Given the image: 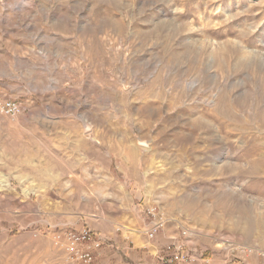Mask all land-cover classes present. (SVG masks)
<instances>
[{"label": "rangeland", "instance_id": "rangeland-1", "mask_svg": "<svg viewBox=\"0 0 264 264\" xmlns=\"http://www.w3.org/2000/svg\"><path fill=\"white\" fill-rule=\"evenodd\" d=\"M0 100V264H72L84 227L94 264H264V0H0ZM148 204L173 240H106Z\"/></svg>", "mask_w": 264, "mask_h": 264}, {"label": "built area", "instance_id": "built-area-1", "mask_svg": "<svg viewBox=\"0 0 264 264\" xmlns=\"http://www.w3.org/2000/svg\"><path fill=\"white\" fill-rule=\"evenodd\" d=\"M22 113V107L12 100H0V115L16 118ZM148 221L146 232L149 241H155L167 224L168 218L158 204H148L144 208ZM184 236L187 232L183 233ZM52 242L55 248L62 251L72 264H94L97 253L104 246V238L89 227L81 230H56L52 232ZM246 253H252L248 250ZM161 264H209L208 259L199 257L188 249L180 240L166 245L158 254Z\"/></svg>", "mask_w": 264, "mask_h": 264}, {"label": "crops", "instance_id": "crops-1", "mask_svg": "<svg viewBox=\"0 0 264 264\" xmlns=\"http://www.w3.org/2000/svg\"><path fill=\"white\" fill-rule=\"evenodd\" d=\"M49 164L51 165V163H49ZM129 180L134 181V188L137 190L140 186V183H139L137 177L134 179L129 178ZM119 226H122V227L127 226L129 228H133L134 229L133 233H131L129 231L124 232L121 228H118V229H116V232L122 233L120 235H116L115 233H112V232L107 234V236H106L107 238L103 234L102 235L106 238V240L107 239H113L114 241L117 242L118 239H120V241H124L129 247L133 246L134 249H136V243L139 244V246L144 245L145 249L147 247H150L151 244L146 240L147 239L146 233H144V232L142 233V226H135L133 224V222H130V220H128V221L124 220L123 222L121 221L120 224L118 225V227ZM173 238H175L174 231L171 229H169V230L164 229L157 236L156 245L158 247L163 246V245L169 243L171 240H173ZM156 245H155V247H156ZM138 249H142V248H138ZM208 261H209V264H216V261L213 258H209ZM200 264H204V263H200Z\"/></svg>", "mask_w": 264, "mask_h": 264}]
</instances>
